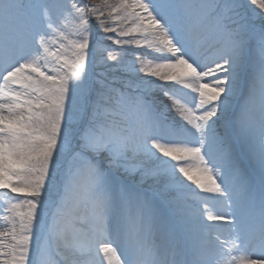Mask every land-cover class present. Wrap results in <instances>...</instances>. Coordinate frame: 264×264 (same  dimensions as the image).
Listing matches in <instances>:
<instances>
[{
    "label": "snow or ice",
    "instance_id": "snow-or-ice-1",
    "mask_svg": "<svg viewBox=\"0 0 264 264\" xmlns=\"http://www.w3.org/2000/svg\"><path fill=\"white\" fill-rule=\"evenodd\" d=\"M0 222V264H264V0H0Z\"/></svg>",
    "mask_w": 264,
    "mask_h": 264
},
{
    "label": "rangeland",
    "instance_id": "rangeland-1",
    "mask_svg": "<svg viewBox=\"0 0 264 264\" xmlns=\"http://www.w3.org/2000/svg\"><path fill=\"white\" fill-rule=\"evenodd\" d=\"M245 2H246V0H245ZM93 27L98 29V25H96L95 22H93ZM129 51H138V50L137 49H130ZM0 223H2V222H0Z\"/></svg>",
    "mask_w": 264,
    "mask_h": 264
}]
</instances>
